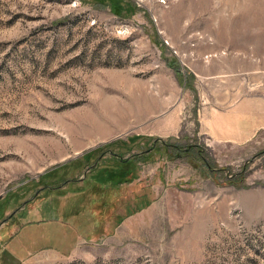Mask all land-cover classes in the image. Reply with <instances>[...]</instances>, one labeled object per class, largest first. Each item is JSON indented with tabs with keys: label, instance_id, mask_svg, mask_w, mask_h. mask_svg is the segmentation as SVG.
<instances>
[{
	"label": "rangeland",
	"instance_id": "1",
	"mask_svg": "<svg viewBox=\"0 0 264 264\" xmlns=\"http://www.w3.org/2000/svg\"><path fill=\"white\" fill-rule=\"evenodd\" d=\"M208 113L251 124L230 166L199 135ZM163 116L178 137H151ZM87 189L109 196L81 224L100 239H70L88 254L8 247ZM137 209L122 254L99 251ZM0 264H264V0H0Z\"/></svg>",
	"mask_w": 264,
	"mask_h": 264
},
{
	"label": "crops",
	"instance_id": "2",
	"mask_svg": "<svg viewBox=\"0 0 264 264\" xmlns=\"http://www.w3.org/2000/svg\"><path fill=\"white\" fill-rule=\"evenodd\" d=\"M160 119L161 120L157 123V126L151 128V137L166 139L179 136L182 129L181 120L169 116H163ZM200 124L201 128L199 135L203 137L204 145L210 150L212 158L219 166L232 165V162L236 156H239V158L242 156V153L236 155V148H233V146L239 145L238 149H241L242 151V149H246L247 144L252 140L251 124L246 121L245 118L241 119L239 115H235L234 119L231 120L227 114L208 113L203 115V117L200 119ZM160 174L161 173L159 172V175ZM154 175L155 174L151 175L152 180L154 179ZM158 177L160 180L158 183L159 185L161 184V186L157 190V182L152 181L155 186L153 190L151 189V202L147 205V209H149L151 206V225H155V216L161 215V212L157 207L161 205V208L162 205L163 207L166 205L165 198L162 195H159V190L160 188H164V182H166V179H161V176ZM90 187L89 188L92 189L93 184ZM63 196L66 195L60 196L56 193H53L51 203H54V200ZM67 197L71 200L69 199L66 205L64 204L60 207L59 204H56L51 207L50 212L52 219L43 217L41 214H39V218H33L34 216H38V213H41V211L38 212V209H36L35 212L37 214L33 213L32 216L30 214L23 216L22 219L26 220H24L23 225L15 226L16 230H13L11 241L8 244V247H11L16 254H24L25 248L28 247L32 250L42 247L45 249H50L57 255H60L64 258H68L70 255L75 256L76 254H74V252H77V248L79 252L81 251L80 249H82L84 255L88 254L89 246H82V244L80 246V241L70 243V239H73L72 237L75 238L76 236L81 238V241H87L86 243H93V240L100 239V236H97L98 234L93 238L89 236L86 237L82 233L81 224L86 226L92 224L90 222L91 220L88 221L86 219L88 215H91L97 218L98 227H100V222H102L103 218L101 219V215H98V213H95V211H97L96 208L101 203L99 202V199L104 198L107 201L109 196H101L98 193H94V189H87L85 191L81 190L70 192ZM136 199L139 200L138 197H136ZM138 202L139 201H136L135 203ZM75 204L76 206H73ZM66 208L68 212L66 211ZM143 211L144 209H137L134 211L132 210V212H129L126 215L122 214L124 219L119 221V224H116L115 231L112 234L104 235V240H102L100 242L101 244H99L101 246L99 251H103V254L109 253V255H111V253H116L117 250H119L117 247H122L127 240H131L135 234L125 233V231L130 232L138 230V228L134 226L130 227V225H134V223L136 224L135 221ZM65 215V219L68 218V220L71 222V225H67L65 223L63 224V221L60 220L61 218L65 217ZM120 217L118 216V218ZM87 221L88 223L85 224ZM15 241H17L16 244L14 243ZM109 248H112V250H110L111 252H109ZM67 249L70 250L66 252L65 250ZM119 252L122 254L121 250H119Z\"/></svg>",
	"mask_w": 264,
	"mask_h": 264
},
{
	"label": "trees",
	"instance_id": "3",
	"mask_svg": "<svg viewBox=\"0 0 264 264\" xmlns=\"http://www.w3.org/2000/svg\"><path fill=\"white\" fill-rule=\"evenodd\" d=\"M191 147V146H190ZM175 149H177V147L175 146ZM178 150H180V149H178ZM207 167H209L208 165H207Z\"/></svg>",
	"mask_w": 264,
	"mask_h": 264
}]
</instances>
